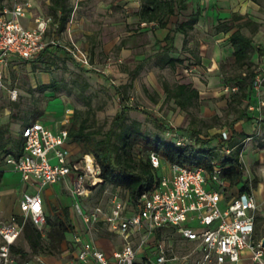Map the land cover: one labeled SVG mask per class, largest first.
<instances>
[{
  "label": "built area",
  "instance_id": "built-area-1",
  "mask_svg": "<svg viewBox=\"0 0 264 264\" xmlns=\"http://www.w3.org/2000/svg\"><path fill=\"white\" fill-rule=\"evenodd\" d=\"M28 0H6L0 11V90L4 87V70L12 58L30 61L50 46H62L85 69L104 73L113 63L109 57L104 70L99 69L89 52L75 41L69 44L46 36L51 18L36 19L30 28L22 19L30 14ZM155 24V22H153ZM194 68V67H192ZM187 71V70H186ZM263 77L257 75L253 89L259 88ZM225 92H236V85H225ZM250 110L256 109L251 104ZM64 127L53 130L42 120L24 126L21 154H8L4 162L11 170L22 173L27 183H39L35 193H24L20 212L8 220H0V264H48L42 255L22 257L13 250L28 221L46 235L48 214L42 189L47 185L65 183L76 202L77 211L88 232L75 235L76 264H167L176 261L170 256L164 233L176 232L198 253L195 264H264V246L257 230L259 203L250 190L231 188L222 177L223 168L213 162L209 172L204 166H185L177 162L162 163L161 156L149 154L159 178L153 186L131 203L120 192L112 194L107 207L90 208V195L103 184L102 167L92 153H81L76 159L67 146L68 126L73 121L74 108L65 109ZM166 136L177 145H186L189 138L181 135L177 126L170 124ZM222 140L230 137L227 128L221 130ZM222 150L229 152L228 147ZM210 186V187H209ZM209 187V188H208ZM80 200L84 201V207ZM133 205L129 207V205ZM18 217L21 218L19 222ZM100 226L122 238V248L108 255L93 236ZM171 228L172 230H166ZM159 231H162L158 237ZM153 249V250H152ZM152 250L155 257L146 253Z\"/></svg>",
  "mask_w": 264,
  "mask_h": 264
},
{
  "label": "rangeland",
  "instance_id": "rangeland-1",
  "mask_svg": "<svg viewBox=\"0 0 264 264\" xmlns=\"http://www.w3.org/2000/svg\"><path fill=\"white\" fill-rule=\"evenodd\" d=\"M31 3L30 16L32 25H36V19L51 18V23L47 31L49 40L58 39L65 43L62 34L56 31L53 16L49 10L50 0H28ZM73 5V10L79 7L76 0H70ZM259 12L255 17L259 19V30H261L262 38L260 41L264 43V0H259ZM74 12V11H73ZM72 17V14H71ZM227 18V17H226ZM224 17L218 18V23L224 20ZM67 24V27L70 24ZM66 27V28H67ZM218 24L211 27L213 32L217 31ZM218 32V31H217ZM249 33V29H245ZM260 33L257 34L256 39ZM118 49H120L118 47ZM148 48L142 47L144 54L150 53ZM100 53V52H99ZM95 58L100 62L106 61L109 56L112 59L117 58L115 51H112L102 57L94 52ZM252 63L255 65V71L263 77L262 83L258 89L254 90L256 101V109H248L250 116L264 115V70L260 68L262 58L257 55L252 56ZM55 65L48 69L44 62L37 63L33 66L31 62L19 60L16 63H11L8 66L4 87L0 90V125L9 123V130L5 133V137H10L9 141L0 146V161L4 164V151L8 150L14 141L20 140V127L24 123L25 110L28 107L37 106L41 114L37 117L39 120H47L54 122L59 118L60 108L64 110L65 103H70L74 110L81 111L83 118H88L91 129L101 128L102 132L110 128H114L118 133V125L114 126L112 123L114 115L121 110L122 99L118 90L123 92L125 97V105L129 107L127 123L134 120L142 123V131L150 139L160 138L165 141H171L172 138L166 136V128L164 125L173 124L178 129L197 130L198 136L201 139H213L212 145L217 142L218 135L222 129L228 127L232 115H227V103L230 99L231 92H225V85H232L233 79L240 72V70L232 62L230 53L224 50L223 60L220 64V69L217 72H209L206 70L201 61L196 58L191 59L190 62L178 64L177 68L161 67L157 64V59L150 60L144 65L138 73L132 75L136 66L140 63L133 56L119 57L118 50V65L112 64L110 71L104 73L100 70L83 71L78 66L74 65L72 61L63 52L55 54ZM205 62V60H204ZM259 62V63H258ZM97 66V65H96ZM118 66V67H117ZM191 66V67H189ZM195 68V70L192 67ZM188 67V68H186ZM103 69L102 67H98ZM187 70V71H186ZM53 79L58 81L61 88L57 93L49 89H41L42 85L49 84ZM89 85H85V82ZM162 81L170 83L175 82H191L200 91V99L196 107L189 109V111L181 110L172 100H165V92L162 87ZM77 83V84H76ZM79 85V87H78ZM77 86V87H76ZM148 113L147 114H145ZM18 115V116H15ZM33 114L27 113L28 120L33 119ZM157 120V121H156ZM162 122V123H161ZM115 140V139H114ZM116 142V140H115ZM251 145L254 148L264 146V129L257 126L256 130L250 134L244 142V149L242 158L245 163L246 145ZM140 146L142 145L139 144ZM256 148V149H257ZM135 149L136 155L143 157L146 153L145 149ZM264 157V154H262ZM258 161H255L250 169H245V178H247L252 187H255V181L264 177V172L261 176L258 169ZM252 177V178H251ZM0 217L5 213H16L18 204L20 203L21 190L17 184L8 183L4 179L0 183ZM58 186V184H56ZM52 188V185L48 186ZM59 187V186H58ZM210 187V186H209ZM208 187V188H209ZM66 190V186L64 187ZM257 192L259 189H256ZM261 195L264 196V180L262 181V188H260ZM116 193L115 189L106 183L99 185L95 191L90 195L91 201L88 205L91 207L95 205H102L107 207L112 194ZM123 198L124 196L120 194ZM49 206L48 226L54 224L55 217L63 215L64 208L69 209L71 228L66 233V239L62 245L60 252L48 254L42 250L41 255L43 260L48 264H76L75 255L77 254V246L75 243V235L86 236L89 239L88 232L82 222L81 216L77 211L75 198L68 192L61 190L54 191L52 197L47 199ZM84 201L80 200L84 207ZM133 205H129L131 207ZM18 214V213H17ZM15 215V214H14ZM19 222L21 218L18 217ZM166 230L171 231V228ZM257 230L259 236H264V218L262 215L258 216ZM94 238L97 245L103 248L105 242L100 241L101 237H109L110 240H115L112 233L107 230L106 226L94 232ZM167 246L169 248L170 256H177V260L188 262V264H195L198 258V253L194 251V244L186 243L178 233L169 232L164 233ZM16 245L22 247L29 254L28 256L40 255L32 252L29 243L23 237V234L17 240ZM122 248V247H121Z\"/></svg>",
  "mask_w": 264,
  "mask_h": 264
},
{
  "label": "trees",
  "instance_id": "trees-1",
  "mask_svg": "<svg viewBox=\"0 0 264 264\" xmlns=\"http://www.w3.org/2000/svg\"><path fill=\"white\" fill-rule=\"evenodd\" d=\"M253 1L259 2V0ZM5 4L6 0H0V11ZM187 5L188 0H141L138 15L141 22H155L161 27H166L170 17L186 10ZM73 8L70 0H50L49 10L53 16L52 22L56 25L58 34L67 29ZM199 18L200 13L196 12L187 21H177L176 26L170 30L163 41H156L159 46L156 53L141 61L131 74L135 75L138 73L145 65V62L151 60L152 57L157 59V64L161 67L174 69L178 64H183V58L170 56V52L175 50V33L178 31L187 32ZM258 28L259 23L254 21L248 14L232 13L229 18H225L218 23V32L230 33L228 39L234 49V63L240 70L231 83L236 85L238 90L231 94L227 103V115H232V119L229 121L228 127H226L230 131V137L225 141L222 140L221 132L218 135L219 139L217 138V142L212 145L213 139H201L197 130L180 128L178 129L180 134L189 138V142L186 145H177L173 138L171 141H165L160 138L150 139L142 131V123L140 121L134 120L131 123H127L129 107L125 105V97L121 90H118V93L122 99V107L114 115L112 121L114 126L118 125V133H116L114 128L104 132H102L101 128L91 129L89 119L87 117L83 118L81 111L74 110L73 121L68 126L70 140L79 144L82 153H92L95 156L102 167L104 185L109 183L114 189H118V192L122 193L125 199L134 203L141 193L150 189L159 178V170L152 166L149 158V154L155 151L161 156L163 164L177 162L189 167L204 166L210 172L214 166L213 162H216L223 168L222 177L229 183L230 189L235 187L240 191L251 189L252 183L244 175L246 166L242 158L244 142L250 135L244 131L235 130L234 124L240 120H254L257 126L264 129V115L250 116L248 114L249 106L256 101L253 82L255 77L259 75V72L255 71V65L252 63V56L255 51L260 55L264 54L263 46L259 45L256 47L254 45L253 35ZM245 29H249L250 32H245ZM124 44L125 40H122L120 46ZM61 50L65 52L66 57L74 65L83 71L94 70L85 69L78 64L60 45L48 47L39 57L28 62H31L33 66L44 62V65L50 69L55 65V54H59ZM84 82L86 86L89 85L88 82ZM162 87L165 92V100H172L181 110L187 112L189 109L196 107L199 102L200 91L192 83L162 81ZM60 88V84L55 79L49 84L41 86V89H49L54 93H57ZM25 113L33 114V119L31 121L28 120L26 114L21 117L24 119V123L19 130L20 140L14 141L11 147L4 151L3 160L8 154L17 157L21 154L23 144L21 130L24 126L39 120L37 117L41 114V111L37 106H34L28 107ZM145 114L148 115L146 112ZM162 124L166 130L170 129L169 124L166 126L164 125L165 123ZM9 126V123L0 125L1 147H4L10 140V137H5ZM141 143L142 145L140 146L139 144ZM139 147L142 148L141 150L144 148L146 151L143 157H139L135 153V149ZM223 147H228L230 151L228 153L225 152L222 150ZM3 174V170H0V183ZM62 213L63 215L55 217L54 224L50 226H48V222H51V219L48 216L45 236L31 221L26 223L22 234L29 243L32 252L41 255L42 250L48 254L61 251L66 239V233L72 226L69 209L64 208ZM162 233V231H159L158 237ZM13 250L20 253L24 258L28 257L29 253L22 247L14 245Z\"/></svg>",
  "mask_w": 264,
  "mask_h": 264
},
{
  "label": "crops",
  "instance_id": "crops-1",
  "mask_svg": "<svg viewBox=\"0 0 264 264\" xmlns=\"http://www.w3.org/2000/svg\"><path fill=\"white\" fill-rule=\"evenodd\" d=\"M76 1L78 2L79 7L73 10L74 12H72V17H70L71 21L69 26L61 33L65 39L64 44H69L71 40L75 41L83 49L89 52L92 62L102 68L105 67L107 60L104 62H100V60L98 61L95 58L96 55H94V52L102 57L115 51L117 58L112 59L109 56L113 60L114 65L116 63L118 65V50L120 59H123L126 56H133L141 62L146 57L156 53L159 47L156 44V41H163L170 30L176 26L177 21H187L193 13L199 12L200 18L192 28L188 29L187 32L178 31L175 33V50L170 52V56L183 58L184 63L186 64L187 62H190L191 59L196 58L198 61H201L200 64H203L207 71L217 72L219 71L220 64L223 60L224 50L227 51V54L230 53L232 62H234V49L228 39L230 33L213 32L211 30L213 23L218 24V18H229L232 13L248 14L254 21H259V19L255 17V14L259 12V5L253 0H188L187 9L183 10L178 15L171 16L166 27H161L157 23L153 24V22H141L138 15V11L141 7V0ZM22 22L25 26L30 28L37 26V22L36 25H32L30 15L23 18ZM258 33L260 34L256 39L255 36H257ZM262 33L263 32L258 28L253 35L254 45L256 47L259 45L264 47V43L260 41ZM122 40H125V44L120 46ZM143 46L148 48L147 50H149L150 53L144 54L142 51ZM118 47L120 49H118ZM61 52L63 51L61 50ZM63 53L65 55V52ZM254 55H257V61L259 60V57L262 58V61L258 63L260 64V68L264 70V54L260 55L255 51L253 53V56ZM151 59L154 60L156 58L152 57ZM17 61H19V59H11L5 67V77L9 64L16 63ZM149 61L150 60H147L145 65ZM111 68L112 65L108 71H110ZM195 68L198 67L195 66L194 69ZM256 103L254 102L253 104ZM68 106L72 105L70 103H65L63 111L62 107L60 108L59 118L56 121L50 122L43 120L45 125L51 127L55 131L64 127V113ZM234 128L239 132L244 131L250 135L253 130L257 129V123L254 122V120H240L234 124ZM67 146L72 153L71 158L76 159L82 153L79 144L72 140L68 141ZM246 146L245 163L247 169L249 170V167H251L255 161H258L259 173L257 174L259 175L261 172H264V157L262 156V154H264V146L262 148L256 147L257 149L248 144ZM0 170H3L4 172L2 179L8 183L17 184L18 188L21 190L20 199H22L24 193H35L38 190L39 183H27L21 172L11 170L10 166L5 162L3 165L0 164ZM263 180L264 177L256 181V186L253 187V191L259 203L258 213L264 218V196H262L260 192ZM48 186L50 185L45 186L41 192L44 198L45 210L49 216L47 199L53 196L54 191L56 193L59 190L68 193L70 192L64 182L59 183V187L56 184L52 185V188ZM65 186L67 190L64 188ZM256 189H259V191L257 192ZM115 191L117 192L118 189H115ZM262 193H264V191ZM19 205L20 204H18L19 210H17L16 213H5V215L0 217V220H8L14 214L19 213ZM108 231L114 235L115 240H110L109 237H101L99 239L100 241L105 242L101 249L108 255H112L115 250L121 249L122 238L117 233L111 232L110 230ZM152 250H149L146 254L149 257L154 258L155 255ZM167 264H188V262L178 260L168 262Z\"/></svg>",
  "mask_w": 264,
  "mask_h": 264
},
{
  "label": "water",
  "instance_id": "water-1",
  "mask_svg": "<svg viewBox=\"0 0 264 264\" xmlns=\"http://www.w3.org/2000/svg\"><path fill=\"white\" fill-rule=\"evenodd\" d=\"M262 245L264 246V237L262 238Z\"/></svg>",
  "mask_w": 264,
  "mask_h": 264
}]
</instances>
